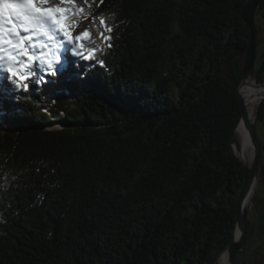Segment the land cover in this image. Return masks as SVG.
<instances>
[{
  "label": "trees",
  "instance_id": "16d2710c",
  "mask_svg": "<svg viewBox=\"0 0 264 264\" xmlns=\"http://www.w3.org/2000/svg\"><path fill=\"white\" fill-rule=\"evenodd\" d=\"M80 1L112 28L103 66L72 69L71 101L52 92L49 112L27 90L0 95V264H214L243 184L247 0ZM252 202L262 213L238 257L264 264V198Z\"/></svg>",
  "mask_w": 264,
  "mask_h": 264
},
{
  "label": "snow or ice",
  "instance_id": "6c2138e0",
  "mask_svg": "<svg viewBox=\"0 0 264 264\" xmlns=\"http://www.w3.org/2000/svg\"><path fill=\"white\" fill-rule=\"evenodd\" d=\"M60 5L53 0H0V67L15 78L14 82L28 81L37 74V68L55 75L64 44L71 45V51L82 59H94L97 48L91 31L85 28L74 32L81 22H92L95 18L77 7L75 0H60ZM99 23L107 33L112 32L104 17H99ZM100 38L105 42L111 40L104 32H100ZM89 44L93 47L88 48L87 55L79 51ZM97 62L104 64L102 60ZM23 87L27 90L28 84L23 83Z\"/></svg>",
  "mask_w": 264,
  "mask_h": 264
},
{
  "label": "rangeland",
  "instance_id": "374dc122",
  "mask_svg": "<svg viewBox=\"0 0 264 264\" xmlns=\"http://www.w3.org/2000/svg\"><path fill=\"white\" fill-rule=\"evenodd\" d=\"M53 3L56 5H60V0H53ZM77 7H82L84 9L85 14L90 15L91 17L95 18L94 13L92 10L84 3H82L80 0H75ZM60 6H67V5H60ZM259 20H256V30H257V56L261 53L262 49L264 48V18L258 16ZM79 22V21H77ZM82 28L85 26V28L89 29L91 31V39L95 41V47L97 48L96 55L94 59L90 60L91 62H96L100 60V52L102 50L104 41L100 38V32H104V27L99 23V20L96 18L92 22L84 21L81 22ZM81 27V25H80ZM77 28L74 32V34L79 33L81 31V28ZM106 35V33H105ZM80 43V42H77ZM87 43V42H84ZM71 47L69 45L64 44V47L61 49V64L58 66V71L55 75H51L46 70H36V75L33 76L28 81L23 82H14L15 78H12L6 73L2 67H0V89H3L0 93V95L4 94L7 98L11 97L16 91L18 93L23 94L22 90H25L23 87V83L28 84L27 91L31 95H36L38 98H35L37 101V104L41 108V110L49 112L48 108L50 107L48 100L50 93L55 92L57 90H61L62 93L65 96V99L69 102L71 101L70 96L67 94L68 90L70 88V84L67 81V78L70 75V71L72 69H75L77 71H80L82 74L85 72L86 65L89 64V60L82 59L80 56L74 54L71 51ZM89 47H93V45H87V47L83 49H79V51H83L85 55H87V51ZM67 49V51L65 50ZM68 62V63H67ZM70 67V68H69ZM254 77L255 74L253 73ZM59 79L60 82H57L56 80ZM77 84H85L86 80L83 79L81 81H76ZM17 83H20V87H17ZM19 88V89H18ZM35 97V96H34ZM3 107L0 104V120H2L1 116V110ZM51 126L46 125L47 128H58L60 127L58 123L52 122L50 123ZM255 133L261 142V144L264 146V124L262 122H258L256 124ZM264 151V149H263ZM253 196H259L264 198V154L262 152V158H261V165L259 167V172L257 173V179L255 182V186L253 189ZM253 197L250 201V214L248 217V224L249 229L252 234V238L255 237L254 230H256V224H257V216H259L261 211L260 204H256V209L253 204ZM264 206V205H263Z\"/></svg>",
  "mask_w": 264,
  "mask_h": 264
},
{
  "label": "water",
  "instance_id": "95a60500",
  "mask_svg": "<svg viewBox=\"0 0 264 264\" xmlns=\"http://www.w3.org/2000/svg\"><path fill=\"white\" fill-rule=\"evenodd\" d=\"M260 0H247L246 6L244 8V12H242V17L244 21L247 23L249 28V36L247 41V47H246V53L243 58V70H241V75L235 84L236 93L239 96V101L241 105V113L239 117V123H244L248 128L249 136L252 141L253 146V155L251 157L249 166L245 165L236 155L234 150V154L236 155V158L240 161L243 167V184L240 188V191L237 195V198L235 200V207L237 215L235 217V226L232 233V239L230 243L227 245L225 251L216 258L214 264H218V260L222 258L223 255H228V260L230 264H241L238 257V249L240 245L244 244L248 240V230H249V224H248V217H247V211L243 209V201H245L246 195L248 194L249 189L255 184L257 179V172H259V160L262 156V151L264 149V146L259 141L256 133V123H251L248 119V111L246 106L244 105L242 101V96L239 92V84L241 83L243 77L248 73L252 72L254 73L255 70V59L257 56V30H256V22H255V12L257 9V6L259 4ZM262 81H258V83H262ZM264 98V97H263ZM261 101V100H260ZM236 125V126H237ZM60 126V125H59ZM236 126L234 128H236ZM233 128V130H234ZM234 136V134H233Z\"/></svg>",
  "mask_w": 264,
  "mask_h": 264
},
{
  "label": "bare ground",
  "instance_id": "6f19581e",
  "mask_svg": "<svg viewBox=\"0 0 264 264\" xmlns=\"http://www.w3.org/2000/svg\"><path fill=\"white\" fill-rule=\"evenodd\" d=\"M81 31L85 29V26ZM77 34V33H76ZM67 45V44H66ZM71 46V45H69ZM42 70V69H40ZM264 80V79H263ZM239 92L242 96V101L248 111V119L251 123L256 122L258 104L261 99L264 97V81L258 83L252 72H248L242 79L239 84ZM248 127L244 123H239L236 128L233 130L235 142L234 150L238 158L245 164L249 166L251 157L253 155V146L252 141L249 136ZM255 184L249 189L248 194L246 195L245 201H243V209L247 211V214H250V201L253 197V189ZM247 215V216H248ZM218 264H230L228 260V255L225 254L218 260Z\"/></svg>",
  "mask_w": 264,
  "mask_h": 264
},
{
  "label": "clouds",
  "instance_id": "9594fccd",
  "mask_svg": "<svg viewBox=\"0 0 264 264\" xmlns=\"http://www.w3.org/2000/svg\"><path fill=\"white\" fill-rule=\"evenodd\" d=\"M0 222H2V221H0Z\"/></svg>",
  "mask_w": 264,
  "mask_h": 264
}]
</instances>
